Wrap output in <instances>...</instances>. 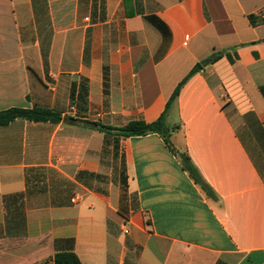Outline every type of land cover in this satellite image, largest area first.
<instances>
[{
    "label": "crops",
    "instance_id": "1",
    "mask_svg": "<svg viewBox=\"0 0 264 264\" xmlns=\"http://www.w3.org/2000/svg\"><path fill=\"white\" fill-rule=\"evenodd\" d=\"M250 16L264 0H0V112L62 117L0 125V264H264V22ZM163 114L214 196L161 135L88 124Z\"/></svg>",
    "mask_w": 264,
    "mask_h": 264
},
{
    "label": "trees",
    "instance_id": "2",
    "mask_svg": "<svg viewBox=\"0 0 264 264\" xmlns=\"http://www.w3.org/2000/svg\"><path fill=\"white\" fill-rule=\"evenodd\" d=\"M154 22L161 29H165L164 24L157 18H153ZM252 25H258L264 22L263 19H257L250 16ZM223 54H217L216 58L221 57ZM202 66L197 64L189 74L179 83L171 98L168 101L167 107L177 98L183 85L197 73ZM27 119L30 121H53L58 122L62 119L61 115L55 111L34 107L33 109L11 108L0 112V125H7L15 119ZM76 122V120H72ZM93 128L99 129L106 133H114L118 137L129 138L134 136H146L149 134H159L163 137L168 149L178 158L182 169L187 172L189 177L208 195L214 196L212 188L201 176L197 167L193 164L187 151H180L174 147L170 140V132L164 125V114L152 123H146L142 120L131 121L121 128H111L101 126L96 123H88ZM54 264H82L74 252H59L54 256Z\"/></svg>",
    "mask_w": 264,
    "mask_h": 264
},
{
    "label": "water",
    "instance_id": "3",
    "mask_svg": "<svg viewBox=\"0 0 264 264\" xmlns=\"http://www.w3.org/2000/svg\"><path fill=\"white\" fill-rule=\"evenodd\" d=\"M209 61H210V60L207 59V60L203 61V62L201 63V65H202V66H205V65H207V64L209 63Z\"/></svg>",
    "mask_w": 264,
    "mask_h": 264
},
{
    "label": "built area",
    "instance_id": "4",
    "mask_svg": "<svg viewBox=\"0 0 264 264\" xmlns=\"http://www.w3.org/2000/svg\"><path fill=\"white\" fill-rule=\"evenodd\" d=\"M75 201V200H74ZM128 232V230H125V233H127Z\"/></svg>",
    "mask_w": 264,
    "mask_h": 264
}]
</instances>
